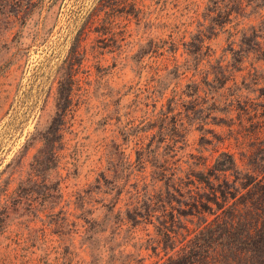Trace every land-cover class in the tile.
I'll list each match as a JSON object with an SVG mask.
<instances>
[{
    "label": "rangeland",
    "instance_id": "1",
    "mask_svg": "<svg viewBox=\"0 0 264 264\" xmlns=\"http://www.w3.org/2000/svg\"><path fill=\"white\" fill-rule=\"evenodd\" d=\"M221 150L264 169V0H0V264L158 263Z\"/></svg>",
    "mask_w": 264,
    "mask_h": 264
},
{
    "label": "trees",
    "instance_id": "2",
    "mask_svg": "<svg viewBox=\"0 0 264 264\" xmlns=\"http://www.w3.org/2000/svg\"><path fill=\"white\" fill-rule=\"evenodd\" d=\"M192 164L187 179L201 187L186 212L161 214L165 258L156 264H264V169L225 150Z\"/></svg>",
    "mask_w": 264,
    "mask_h": 264
}]
</instances>
